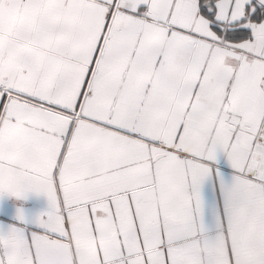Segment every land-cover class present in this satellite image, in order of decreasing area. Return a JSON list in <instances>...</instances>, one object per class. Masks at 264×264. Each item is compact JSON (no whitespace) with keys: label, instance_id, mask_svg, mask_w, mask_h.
<instances>
[{"label":"snow or ice","instance_id":"6c2138e0","mask_svg":"<svg viewBox=\"0 0 264 264\" xmlns=\"http://www.w3.org/2000/svg\"><path fill=\"white\" fill-rule=\"evenodd\" d=\"M29 193L0 264H264V0H0V197Z\"/></svg>","mask_w":264,"mask_h":264},{"label":"crops","instance_id":"0c3cea01","mask_svg":"<svg viewBox=\"0 0 264 264\" xmlns=\"http://www.w3.org/2000/svg\"><path fill=\"white\" fill-rule=\"evenodd\" d=\"M217 166L225 179H230L231 169L223 153L218 154ZM204 196L207 201H211L212 192L210 188L205 187ZM17 208L23 209L25 218L28 221L34 220L41 213L50 211L49 202L43 195L29 193L27 198L23 200L5 195L0 197V230H6L8 226L19 223L16 219Z\"/></svg>","mask_w":264,"mask_h":264}]
</instances>
